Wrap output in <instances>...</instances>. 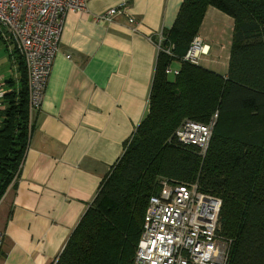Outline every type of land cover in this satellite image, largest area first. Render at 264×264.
<instances>
[{"label": "trees", "instance_id": "trees-1", "mask_svg": "<svg viewBox=\"0 0 264 264\" xmlns=\"http://www.w3.org/2000/svg\"><path fill=\"white\" fill-rule=\"evenodd\" d=\"M208 6L233 19L226 75L184 62L169 79L170 56L159 51L147 114L53 264H133L148 198L162 179L197 182L221 199L226 264H264V0H183L162 48L172 43L181 58ZM20 60V88L6 89L0 105V199L18 177L33 129ZM214 112L201 158L174 133L182 121L206 123Z\"/></svg>", "mask_w": 264, "mask_h": 264}, {"label": "crops", "instance_id": "crops-1", "mask_svg": "<svg viewBox=\"0 0 264 264\" xmlns=\"http://www.w3.org/2000/svg\"><path fill=\"white\" fill-rule=\"evenodd\" d=\"M182 1L85 0L83 8L66 13L18 177L0 199V264L55 262L147 114L158 44ZM110 8L120 12L98 19ZM222 24L233 30L231 17L208 6L197 35L209 50L199 59L218 53L213 44ZM19 56L0 39V75L9 92L21 85ZM170 59L167 67L180 71L184 62ZM212 62L202 66L214 71Z\"/></svg>", "mask_w": 264, "mask_h": 264}, {"label": "built area", "instance_id": "built-area-1", "mask_svg": "<svg viewBox=\"0 0 264 264\" xmlns=\"http://www.w3.org/2000/svg\"><path fill=\"white\" fill-rule=\"evenodd\" d=\"M84 6L85 0H0V39L14 45L23 60L30 119L41 107L66 13ZM119 10L110 8L97 17L111 20ZM128 23L133 25L134 19ZM161 42L162 38L159 49L174 56L172 43L161 49ZM208 50L196 35L180 60L197 65ZM165 73L179 71L167 67ZM5 94L0 75V105ZM217 116L214 112L206 123L184 120L174 135L204 158ZM220 208L221 199L202 192L197 182L176 184L162 179L160 189L148 198L133 264H226L228 243L219 234ZM3 239L0 231V253Z\"/></svg>", "mask_w": 264, "mask_h": 264}, {"label": "rangeland", "instance_id": "rangeland-1", "mask_svg": "<svg viewBox=\"0 0 264 264\" xmlns=\"http://www.w3.org/2000/svg\"><path fill=\"white\" fill-rule=\"evenodd\" d=\"M223 26V32L218 33L219 37H218V42H216L215 44H213L214 48H216L215 52L216 56L212 57V53L208 56V57H204L202 56V58L200 57V65L204 66V64H207L209 62V60H213V62L211 64H209V66H212V70L216 71V72H227L228 69V56L230 53V47H231V41H232V28L228 25H224ZM207 29V27H206ZM210 32H213V29H209ZM218 55V56H217ZM4 60L0 59V64L3 63ZM167 77L169 79H173L175 76L173 74H168Z\"/></svg>", "mask_w": 264, "mask_h": 264}]
</instances>
